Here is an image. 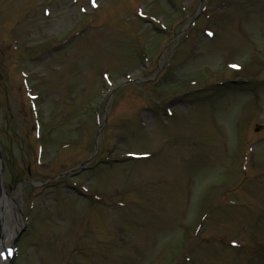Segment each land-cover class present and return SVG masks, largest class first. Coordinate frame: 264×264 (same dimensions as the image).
Here are the masks:
<instances>
[{"label":"rangeland","instance_id":"obj_1","mask_svg":"<svg viewBox=\"0 0 264 264\" xmlns=\"http://www.w3.org/2000/svg\"><path fill=\"white\" fill-rule=\"evenodd\" d=\"M0 155L13 264H264V0H0Z\"/></svg>","mask_w":264,"mask_h":264},{"label":"bare ground","instance_id":"obj_2","mask_svg":"<svg viewBox=\"0 0 264 264\" xmlns=\"http://www.w3.org/2000/svg\"><path fill=\"white\" fill-rule=\"evenodd\" d=\"M6 197L7 195L5 194V192L2 191L0 193V221L2 219L4 221L2 222L3 225L0 227V234H2V236L6 235L5 240L8 241V239L13 236L17 223L15 222V225L10 223L9 218L12 214L10 207L6 202Z\"/></svg>","mask_w":264,"mask_h":264},{"label":"water","instance_id":"obj_3","mask_svg":"<svg viewBox=\"0 0 264 264\" xmlns=\"http://www.w3.org/2000/svg\"><path fill=\"white\" fill-rule=\"evenodd\" d=\"M3 165L1 164V155H0V171L2 170Z\"/></svg>","mask_w":264,"mask_h":264},{"label":"snow or ice","instance_id":"obj_4","mask_svg":"<svg viewBox=\"0 0 264 264\" xmlns=\"http://www.w3.org/2000/svg\"><path fill=\"white\" fill-rule=\"evenodd\" d=\"M93 3H94V0H93ZM232 67H238L237 65H232Z\"/></svg>","mask_w":264,"mask_h":264}]
</instances>
